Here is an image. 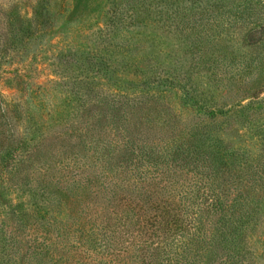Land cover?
Wrapping results in <instances>:
<instances>
[{"label":"rangeland","instance_id":"rangeland-1","mask_svg":"<svg viewBox=\"0 0 264 264\" xmlns=\"http://www.w3.org/2000/svg\"><path fill=\"white\" fill-rule=\"evenodd\" d=\"M106 105L142 141L180 133L205 143L188 157L216 153L224 190L243 202L231 245L242 264H264V0H0V124L35 141L60 132L68 147L81 113ZM2 236L0 264H12ZM52 251L39 262L53 264Z\"/></svg>","mask_w":264,"mask_h":264},{"label":"trees","instance_id":"trees-1","mask_svg":"<svg viewBox=\"0 0 264 264\" xmlns=\"http://www.w3.org/2000/svg\"><path fill=\"white\" fill-rule=\"evenodd\" d=\"M128 123L119 107L81 113L67 130L68 147L60 144V132L35 141L17 135L12 123L0 124V202L8 195L11 203L6 211L0 204V216L7 217L0 218V231L16 251L12 264H41L37 257L52 249L53 264L247 261L231 245L243 235L232 217L240 200L224 190L216 153L199 163L187 151L202 158L204 141L188 146L180 133L142 141ZM211 159L214 165L206 166ZM24 196L28 203L20 208ZM66 199L71 214L64 219Z\"/></svg>","mask_w":264,"mask_h":264}]
</instances>
